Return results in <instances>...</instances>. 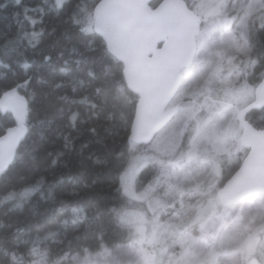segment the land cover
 I'll return each instance as SVG.
<instances>
[{"label": "snow or ice", "instance_id": "obj_1", "mask_svg": "<svg viewBox=\"0 0 264 264\" xmlns=\"http://www.w3.org/2000/svg\"><path fill=\"white\" fill-rule=\"evenodd\" d=\"M240 2L243 7L237 17L239 20L237 25L239 34L233 33L229 37L228 48L230 54L222 50L218 51L215 54L217 60L210 62V64L214 63L216 68L222 70L226 63L229 75L233 69L239 70L244 77L251 74L253 76V84L258 85V87H255L256 103L252 107H260L264 110V71L259 76L255 74L257 68H264V46L258 49L255 42L257 37L264 35V0H240ZM15 5L16 11L13 13L16 20L15 27L11 24L6 25L4 31L0 33V41H2L0 43V55L9 58L0 61V64L8 69V73L3 76V79H0V113L4 114L2 121H0V191L5 193L6 199L11 196L15 202L5 210L4 214L6 216L13 215L16 209L23 207L22 203L16 202L14 193H19L21 190L35 191L39 189L44 202H50L54 205L46 209V214L50 215L53 212L67 210L68 216L63 219L62 223L67 225L69 223L68 217H71V223L75 226L78 223L77 218H79V223L83 225L84 231L87 232L92 229V224L85 223L88 217L84 213L83 206L74 204L70 199L71 196L81 195V192L73 184L76 179L75 176L67 177L72 187L65 189L59 196L56 195L55 188L57 185L62 184L60 180L47 184L46 196L42 191L47 183L45 173L57 166L60 158L66 152L70 153L75 150V141L79 139V136H73L71 132L65 133V126L63 123H59L54 128H51L55 132V139L51 143L55 145L57 140H63L62 147L55 154L47 152V158H41L38 155L40 153L39 146L30 148L29 141L33 131L37 123H42L39 121L34 107L37 93L33 81L35 80L36 83H42L43 81L37 79L28 71L23 73L14 71L10 60L13 54L16 56L26 55L29 49L35 52L44 42V37L46 36L56 37L54 43H59L60 37L71 31L84 41L82 50L73 48V52H76L79 57L74 61L76 65L79 67L88 63L89 60L92 63H103L106 70L103 79L110 83L119 84V81L116 80V72L108 71L112 67L109 59V54L111 53L110 45L97 44L94 38V27L96 31H99L101 26L99 5L93 4L90 8H82L80 0H43V3L36 6L24 3L23 0H15ZM4 7H7V5H4ZM217 7L223 12V3L218 4ZM223 15L224 19L218 21L217 26L231 33V20L226 12H223ZM258 19L261 20L259 28L256 27ZM29 24L32 25L31 29ZM221 35L223 37V33ZM199 36L202 42L207 38V30L204 33H200ZM60 55L63 56V51H61ZM237 58L241 59L240 65L235 63ZM50 60V55H43L44 62ZM64 63L67 65L69 61L65 60ZM23 67L27 69L28 65L24 64ZM249 70H251V73ZM215 74L223 84L222 91L226 100L219 102V108H214L213 106L218 102L211 98L213 90L211 86L207 89H193L190 95L202 97L204 102L198 104L193 100L192 105L186 107V114L191 118L194 112L200 109H207L210 115H215L224 109H231L234 118L242 119L244 113L239 109L240 101L245 95L253 94V90L248 88L247 84L237 88L228 76L221 77L219 71ZM87 75L93 77L90 69ZM55 87L58 88L60 85H55ZM73 92H76L75 88H73ZM94 92L96 94L94 100H90L88 96H83L79 100L72 99L69 102L88 104L90 115L88 119L80 120V124L88 125V131L95 136L98 134L100 125L89 124V121L92 118L99 120L101 114L105 111H107V115L104 119L112 120L114 113L110 108H114L117 104L123 108L127 100L123 96L122 87H117L113 90L110 86H106L105 83H99L95 86ZM102 93L103 95H101ZM60 99L68 100L67 97H61ZM149 103H152L157 109L162 107L159 102L149 101ZM248 110L250 109H245V111ZM60 111L63 112L64 109L61 108ZM69 111L71 115L68 119L72 121L71 129L74 132L77 130L75 121L78 113L72 111L71 108H69ZM121 115L123 117L125 113L122 112ZM62 120L63 117H61ZM143 134L144 130L140 128L127 139L130 142H134L138 135ZM41 139L44 140L45 137L42 135ZM87 147L86 143L80 145L81 156H83V149ZM25 153L28 154L27 160H25ZM87 159L92 160L94 165L101 163L100 160L93 158V154H89ZM104 163L107 164L108 161L105 160ZM22 172H27L31 178L22 180ZM84 174V162L81 161V170L77 173V176H83ZM114 182L117 183L118 191L123 190L128 193L131 183L130 175L125 174L118 168ZM173 191H180V189L176 187ZM168 195H171V192ZM28 203L32 205V209L35 207L34 201H29ZM163 206L164 201L157 200L153 207V212L155 213L157 209ZM111 211L117 212L115 208H112ZM117 215H119L121 222L124 224H136V221L129 218L127 214L117 212ZM99 218V215H96L92 219L99 220ZM223 219V213L218 214L213 211L211 215H206L205 210L197 205L182 206L176 212V215L171 217L162 229L158 233H154L152 238L148 240L152 251L147 250L143 246L145 238L142 229L139 227H137V232L140 233L139 238L128 245L101 243L97 245L73 246L71 241H68V248L77 254L82 251L91 254L95 251L97 256L104 257L103 264H126L124 256L136 244L140 245L137 255L140 256L143 264H221L218 257L227 254V248L222 247L220 250H216L207 244V238L215 234L213 230L215 224L217 222L222 223ZM197 223L200 226V235L194 236L189 229ZM7 227L11 228L12 224L7 225ZM74 230L80 231L79 228ZM48 235L51 236L53 233L49 232ZM11 237L7 232L0 234V241L3 242L2 246H0V257L7 256L9 252L13 254V257L18 254L25 258L35 257L39 254L38 247L41 244L39 230L35 234L24 235L23 231L17 228L14 237L12 235ZM44 239L46 240L47 236ZM169 241L176 242L179 251L174 248L170 250ZM52 242L62 244L65 241L54 240ZM201 243L208 250L197 255V250ZM165 257L167 258L166 261ZM249 258L250 254L241 250L240 264H249ZM0 264H3V259H0ZM27 264H43V261L31 259L27 260ZM74 264H97V260L91 255L86 256L83 260L74 256Z\"/></svg>", "mask_w": 264, "mask_h": 264}, {"label": "trees", "instance_id": "obj_2", "mask_svg": "<svg viewBox=\"0 0 264 264\" xmlns=\"http://www.w3.org/2000/svg\"><path fill=\"white\" fill-rule=\"evenodd\" d=\"M99 0H80L82 8H90ZM161 0H153L151 6L155 7ZM24 3H29L32 6L43 3V0H23ZM7 5V7H4ZM16 11L15 0H0V33H2L6 25L11 24L13 27L16 25V20L13 13ZM94 15V14H93ZM38 19V18H37ZM260 22H256V27L259 28ZM32 25L29 24L31 29ZM50 30V29H49ZM58 35V34H57ZM97 44H104L100 37L94 34ZM56 37L46 36L44 42L34 52L32 49L27 51L26 55L16 56L12 55L10 63L14 71L23 73L28 71L33 74L37 79L42 80V83H33L36 88L35 110L42 123H37L33 135L29 141L31 147H40L38 155L41 158H47L46 153L55 152L63 145V140H57L55 145L51 143L55 139V132L51 130L56 124L63 123L65 133L71 132L73 136H79L75 141V150L66 152L60 158L59 164L45 173L47 183L44 185L42 191L45 196L47 195V184L54 183L57 180L62 181L55 188L56 195L59 196L65 189L72 187L67 180L69 176H75L76 179L73 184L81 192L80 196H71L70 199L74 204L82 205L84 213L87 214L88 220L85 223H91L92 229L84 231L83 225L71 223V217H68L69 223L63 224V219L68 216L67 210L61 212H53L50 215L46 214V209L53 207L50 202L45 203L41 198V190L25 191L21 190L19 193H14L16 202L23 204L22 208L16 209L13 215L6 216L5 210L13 203L12 197L5 198V193L0 191V234L9 233L14 237L16 229L19 228L23 231L24 235L29 233L35 234L37 230L40 232L41 244L38 247V255L35 257H22L9 252L7 256L0 257L3 259V264H27V260L36 259L37 257L43 258L49 264H70V260L74 256H82L85 252L75 253L69 250L68 241H71L73 246L76 245H97L105 243L123 244L126 245L131 238V233L128 227L122 225L119 220L117 212L125 211L128 206V198H126L122 191L117 190V183L114 182V177L117 174V169L124 168L129 164L135 153V145L129 141V130L134 117L135 106L137 103V96L129 91L125 85L123 78L122 65L109 54L112 67L108 71L116 72V80L119 84H114L105 81L103 78L106 70L103 63H88L82 64L79 67L74 62L79 58L76 52H73L75 47L77 50H82L84 41L77 37L74 33L69 31L65 36L60 37L59 43H54ZM256 47L259 49L264 46V35L256 38ZM2 43V41H0ZM63 51V56L60 55ZM48 54L51 60L48 62L43 61V55ZM8 57L0 55V61L7 60ZM68 60L69 63L65 65L64 61ZM24 64L28 68L23 67ZM63 69V71H62ZM91 70L93 77L87 75L88 70ZM8 73V69L0 64V79ZM261 73V72H260ZM258 74V76L260 75ZM251 76V75H250ZM99 83H105L113 90L117 87L123 88V96L126 98L127 103L121 108L117 104L113 111L114 116L112 120H105L107 111L101 114L99 120L92 118L89 124L100 125L98 127V134L92 135L88 131V125H81L80 120L88 119L90 110L87 103H70L72 99L79 100L83 96H88L90 100L95 99V86ZM251 86L253 81L248 82ZM60 85V87H55ZM73 88L76 92H73ZM103 95V93L101 94ZM61 97H67L68 100H62ZM64 111L61 112L60 109ZM78 113L77 130L72 131V121L68 119L71 115L69 111ZM125 115L122 117L121 113ZM4 114L0 113V121H2ZM61 117L63 120L61 121ZM247 121L256 129H264V110L251 111L246 115ZM45 139L42 140L41 136ZM86 143L87 148L83 149V156L80 155V145ZM245 150V149H244ZM246 151V150H245ZM119 153V155H117ZM89 154H93V158L101 161L100 164L94 165L92 160L87 159ZM28 159V154L25 153V160ZM108 163L105 164L104 161ZM81 161L84 162L83 176H77L81 170ZM238 166V165H237ZM227 167L222 170V179L227 178L236 168ZM31 178L27 172L21 173V179ZM221 180L219 182H221ZM218 182V183H219ZM87 185V187H85ZM219 186V184H218ZM29 201L35 202V207ZM115 208L117 212L111 211ZM99 215V220L92 218ZM12 224L11 228L7 225ZM79 228L80 231H75ZM51 232L53 235L49 236ZM47 236V239L44 238ZM63 240L62 244H56L52 241ZM0 241V246H2ZM90 255H96L93 251Z\"/></svg>", "mask_w": 264, "mask_h": 264}, {"label": "rangeland", "instance_id": "obj_3", "mask_svg": "<svg viewBox=\"0 0 264 264\" xmlns=\"http://www.w3.org/2000/svg\"><path fill=\"white\" fill-rule=\"evenodd\" d=\"M183 1L199 17L196 52L192 64L181 71V84L169 105L178 107L176 114L149 144L135 147L133 158L123 170L130 175L131 183L128 193L121 190L128 198L127 209L121 213L136 221L135 225L124 224L119 217L122 225L128 227L131 233L126 245L139 238V227L145 238L143 246L152 251L148 240L153 234L158 233L182 206L197 205L205 210L206 215H211L213 211L224 215L223 222L215 224V234L207 238V244L214 249L227 248V254L218 257L221 264H240L241 250L250 254L249 264H264V196L258 195L244 203L224 207L215 195L223 168L237 166L245 155L239 141L242 132L240 123L233 117L231 109H224L215 115H210L207 109H200L191 118L185 112L193 100L198 104L204 102L202 97L190 95L193 89L211 86V98L218 102L214 108H219V102L226 100L223 84L215 74L217 71L221 77L228 76L237 88L247 84L254 91L256 85L248 84L253 81L251 74L244 77L239 70L233 69L229 75L226 63L222 70L216 68L214 63L210 64L217 60L216 52L222 50L229 53L228 40L231 34H239L237 17L243 5L240 0ZM221 3L223 12L231 20V33L217 26V22L224 19L223 12L217 7ZM206 30L207 38L201 42L199 34ZM235 63L240 65L241 59L237 58ZM262 71L264 68H257L256 76ZM251 101L252 94L245 95L239 109L242 110ZM176 187L180 191H173ZM170 192L171 195H168ZM157 200L164 201V206L154 213ZM189 231L199 236V223L191 226ZM139 247L136 244L128 250L124 256L126 264H143L137 255ZM173 248L179 251L176 242L169 241V249ZM207 250L201 243L197 255ZM88 255L76 257L83 260ZM91 256L96 258L97 264H103L104 257ZM35 260L49 264L43 258L37 257ZM70 264H74V258Z\"/></svg>", "mask_w": 264, "mask_h": 264}, {"label": "water", "instance_id": "obj_4", "mask_svg": "<svg viewBox=\"0 0 264 264\" xmlns=\"http://www.w3.org/2000/svg\"><path fill=\"white\" fill-rule=\"evenodd\" d=\"M99 0L100 30L94 34L110 45L112 55L123 67V78L137 96L129 138L144 130L133 144H149L172 119L177 108H167L182 81L181 71L188 68L196 51L199 18L183 0ZM95 15V13H94ZM258 87V85H256ZM149 101L159 102L157 109ZM253 100L236 118L242 127L240 144L247 153L237 169L220 185L216 197L227 207L264 196V130H257L245 119L251 111L261 110ZM245 109H250L245 111Z\"/></svg>", "mask_w": 264, "mask_h": 264}, {"label": "flooded vegetation", "instance_id": "obj_5", "mask_svg": "<svg viewBox=\"0 0 264 264\" xmlns=\"http://www.w3.org/2000/svg\"><path fill=\"white\" fill-rule=\"evenodd\" d=\"M222 179V178H221ZM227 178H225L224 180H221V182H219L218 184L221 185Z\"/></svg>", "mask_w": 264, "mask_h": 264}]
</instances>
